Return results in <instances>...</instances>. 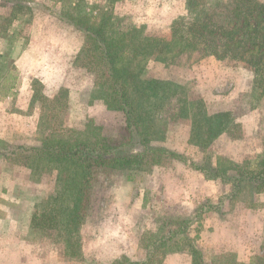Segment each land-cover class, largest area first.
<instances>
[{
  "label": "rangeland",
  "instance_id": "1",
  "mask_svg": "<svg viewBox=\"0 0 264 264\" xmlns=\"http://www.w3.org/2000/svg\"><path fill=\"white\" fill-rule=\"evenodd\" d=\"M117 1L120 5L116 7ZM74 3L78 8L69 9ZM63 7L81 15L111 10L123 23L141 27L150 38L169 37L172 20L186 12L185 0H0V141L6 145H35L50 136L128 139L122 113L108 110L100 99H93L95 73L73 65L75 48L83 45L84 35L61 19ZM146 75L183 85L187 101L192 102L188 109L194 112L200 108L208 114L228 112L230 133L223 132L207 146L193 143L192 117L187 109L188 116L166 117L153 137L149 136L151 145L163 146L181 157L139 171L98 167L92 177L86 218L97 233L99 215L104 212L99 204L107 205L105 216L111 217L107 219L109 228L100 233L106 239L100 251L80 241V230L66 232L60 224L43 232L31 227L33 213L42 209L45 199L53 197L54 172L29 167L25 161L17 164L0 155V199L18 205L5 209L12 218L9 228L21 232L22 219L28 222V237L43 239L39 255L43 264H114L108 258L118 249L128 252L124 258L143 259L146 251L142 241L155 231L160 219L193 218L205 202L217 204V209L204 212L199 221L193 222L186 231L188 238L180 235L163 244L154 252L155 258H162L155 264H162L166 253L182 248L190 256L187 264H191L190 241L212 264L248 263L252 256L263 253L264 190L252 195L245 191L229 199L230 184L206 178L192 163L210 169L221 160L252 169L264 160V83L254 88L251 68L213 56L167 67L151 61ZM11 83L13 88L8 90ZM38 85L46 99L57 96L60 87L66 88L67 96L62 99L65 105L60 108L56 102L32 100ZM52 106H58L56 116ZM133 136L129 148L143 147L138 133ZM116 188L122 193L114 194ZM251 200L255 207L248 206ZM201 220L206 226L202 237V226H197ZM86 227L84 237L91 235L89 225ZM85 243L87 258L70 259L69 254H76ZM243 256L248 261H243ZM17 258L11 257L9 263ZM183 262L174 259L170 264Z\"/></svg>",
  "mask_w": 264,
  "mask_h": 264
},
{
  "label": "trees",
  "instance_id": "2",
  "mask_svg": "<svg viewBox=\"0 0 264 264\" xmlns=\"http://www.w3.org/2000/svg\"><path fill=\"white\" fill-rule=\"evenodd\" d=\"M76 7L74 3L69 9ZM66 8L60 10L61 19L84 35L73 65L95 73L92 97L100 99L108 110L122 113L128 139L109 141L105 137L50 136L35 145L13 146L0 141V155L4 158L17 164L25 161L29 167H45L48 172H54L53 197L45 199L42 209L31 217V227L41 232L55 229L58 224L66 232H79L91 200L92 177L98 167L139 171L181 157L173 150L150 144V137L166 117H186L189 110L192 117L190 140L197 145L207 146L223 132L230 133L232 123L229 124L228 112L208 114L201 108L197 112L188 109L192 102L187 101L183 85L146 75L151 61L167 67L213 56L218 60L241 62L251 68L254 88L264 83L262 0H185L186 12L172 20L167 38L147 37L141 27L123 23L111 10H102L98 15H81ZM13 85L11 83L7 89H12ZM40 88V85L34 88L32 100H49L58 103L60 108L65 105L62 99L67 96L66 88L60 87L52 99H46ZM57 107L52 106L54 116ZM134 132L140 136L139 142L143 145L140 149L129 148ZM192 165L206 178L230 184L229 199L245 191L252 195L264 190L263 159L252 169L221 160L210 169L197 163ZM217 206L205 202L193 218L160 219L155 231L142 241L146 251L143 259L123 258L115 260L114 264H150L152 260V264L159 263L162 258H155L154 252L176 237L186 235L193 222L199 221L204 212L216 210ZM248 206L255 207V203L251 200ZM187 244L191 264H212L203 259L197 245L191 241ZM262 251L252 256L248 263L239 264H264V246Z\"/></svg>",
  "mask_w": 264,
  "mask_h": 264
},
{
  "label": "crops",
  "instance_id": "3",
  "mask_svg": "<svg viewBox=\"0 0 264 264\" xmlns=\"http://www.w3.org/2000/svg\"><path fill=\"white\" fill-rule=\"evenodd\" d=\"M125 1H127V0H125ZM118 5H120L119 1L116 2V7ZM81 46L82 45L80 44L79 48H75V52H74V56H73L74 58H75L77 52L80 50ZM113 191H114L113 192L114 194H116V193L121 194L122 193V190H120L118 188H116ZM124 198H125V196H124ZM14 201H17V200H14ZM126 201H127V199H126ZM12 205L9 204L8 202L3 201L2 199H0V207L2 209V211L0 210V217H1L0 218V264H10L9 262H10L11 257H14L15 255L18 256V258L11 264H43V261L41 258L42 255L39 256L40 252L44 248L43 239L41 240L40 238H37V237H28V235L26 233L29 230L28 222L25 221V219H22V226L21 227L23 228V231H21V232L19 230L12 231L9 228V223H10L12 218H10V216L8 214L9 210H5V209L10 208L9 206H12V209L18 207V205H16L15 202ZM106 207H107V205H103V207H102L101 204H99L100 211H102L101 210V208H102V209H104V212H103V215H101V214L99 215L100 220H98V221L100 224L98 225L97 233H95L96 228L91 226V223H93V222L88 221L89 220L88 217L86 218L85 222L82 224V226L80 228V233L82 234L80 241L83 243H84V241L89 242L91 247L93 246L92 248L98 249L99 251L101 249H104V246L106 244V239L101 238L100 233H102L105 229L109 228V224L107 223V219H109L111 217V216H109V218H108V215L105 216V212L107 211ZM203 217L206 218V216H203ZM87 225H89V227H90L91 235L84 237L83 233H84V229L87 228L86 227ZM197 226H199V228H201V226H202V232L199 233V235L202 237L203 233H205V231H206V226L203 223V220L198 222ZM101 227H104V229L102 231H101ZM136 241H137V239H136ZM11 243H13L15 245L10 246ZM16 243L19 244L18 247H17ZM137 247L138 246L136 244V248ZM87 250H88V248L86 247V243H85V245L81 246V249L78 250V252L76 254H69V258L72 260H76L75 259L76 257L74 258L73 256H78V259L79 258H85L86 259L87 255H88ZM103 252L105 255L104 250H103ZM127 253H128L127 251H124L122 249L115 250L111 253L108 260H110V262L115 261V260H121L122 258H124L125 256L128 255ZM145 253L146 252H144V256H145ZM123 255H125V256H123ZM80 256H83V257H80ZM187 257H190V256H189L188 252L186 251V249H184V248H182L180 250H176V251H170V252L166 253V255L164 256L162 264H167V263L170 264V261H172L174 259H178V260L183 259L184 260L183 264H187ZM242 260L248 261V258L246 256H243ZM189 262H190V260H189ZM85 263L86 262H82V264H85Z\"/></svg>",
  "mask_w": 264,
  "mask_h": 264
}]
</instances>
